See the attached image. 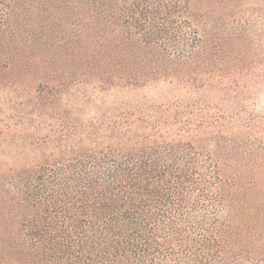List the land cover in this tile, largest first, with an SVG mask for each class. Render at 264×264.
I'll list each match as a JSON object with an SVG mask.
<instances>
[{
    "label": "trees",
    "instance_id": "trees-1",
    "mask_svg": "<svg viewBox=\"0 0 264 264\" xmlns=\"http://www.w3.org/2000/svg\"><path fill=\"white\" fill-rule=\"evenodd\" d=\"M0 264H264V0H0Z\"/></svg>",
    "mask_w": 264,
    "mask_h": 264
},
{
    "label": "rangeland",
    "instance_id": "rangeland-1",
    "mask_svg": "<svg viewBox=\"0 0 264 264\" xmlns=\"http://www.w3.org/2000/svg\"><path fill=\"white\" fill-rule=\"evenodd\" d=\"M0 120H1V118H0Z\"/></svg>",
    "mask_w": 264,
    "mask_h": 264
}]
</instances>
